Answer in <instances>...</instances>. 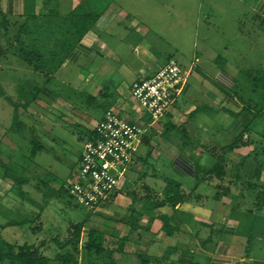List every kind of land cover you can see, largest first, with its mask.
I'll use <instances>...</instances> for the list:
<instances>
[{"label":"crops","instance_id":"0c3cea01","mask_svg":"<svg viewBox=\"0 0 264 264\" xmlns=\"http://www.w3.org/2000/svg\"><path fill=\"white\" fill-rule=\"evenodd\" d=\"M82 1H90L96 16L93 27L54 76L47 78L34 71L42 76L39 82L17 83L14 89L34 87L40 95L21 112L22 132L0 121V155L15 174L19 166H12L11 160L33 161L44 150L42 126L32 128L36 116L45 122L42 130L47 140L62 143L53 138L51 129L66 119L54 115L58 108L75 114L77 123L71 121L75 126L87 122L92 131L113 109L146 132L112 201L98 213L87 210L85 220L73 218L61 228L60 232H70L83 225L78 251L69 245L72 239L67 247L61 238L54 241L60 248L67 247L68 257L58 256L57 249H52L57 255L51 257L45 243L40 251L49 264H56L55 260L57 264H264V205L258 207L264 203V0L221 1L227 8L224 13L230 14L233 7L241 9L234 17L241 23L239 35L246 34L242 29L245 19L252 23L257 34L252 65L245 64L246 57L238 49L232 54L230 45L218 48L209 41L210 36L224 37L225 29L217 25L215 32L214 10L203 15V0H0V23L1 15L23 20L42 13L46 5L54 14L67 17ZM210 3L218 7L217 1ZM245 12L249 15L244 16ZM201 35L206 41L198 43ZM170 59L179 62L186 82L175 107L152 124L133 102L131 87L156 74ZM19 61L11 52L0 59V84H4L5 72L10 76L21 69ZM72 72L76 77L70 79ZM63 86L72 89L70 94L75 97L71 99L80 103L77 109L83 121L66 103L70 95H64ZM17 99L18 93L13 100ZM29 122L33 125L28 126ZM31 135L43 146L35 156L30 152ZM88 135L80 136L84 150ZM4 173L0 164V182L7 180ZM167 180L178 183L187 196L176 207L166 199ZM48 181L57 184L54 177ZM65 184L44 201L43 208L36 200L30 205L41 210L43 217L59 199H55L57 194L64 193ZM43 229L31 232L42 236ZM92 231L102 236L101 254L83 247ZM49 234L60 233L51 230Z\"/></svg>","mask_w":264,"mask_h":264},{"label":"rangeland","instance_id":"374dc122","mask_svg":"<svg viewBox=\"0 0 264 264\" xmlns=\"http://www.w3.org/2000/svg\"><path fill=\"white\" fill-rule=\"evenodd\" d=\"M203 1L204 2H202L201 7L202 14L205 15L213 9L214 19H212V22L214 23V25H216V28H213L217 33L218 26L222 25L225 29L224 35L227 38L224 39L225 36L216 37L214 35L208 38L209 41L212 42L215 46L219 45L218 48H220L222 45L224 47L225 45H230L232 54H235L238 49V52H241L244 57H246L245 64L249 63L250 65H252L256 58L255 50H257L255 49L257 43V34L253 31L252 23L244 18L245 22L242 23V29L246 31V34L244 37H242L241 35H239L241 23L239 22V20L237 21V19L234 18L240 15V8L238 9L233 7L230 14H228L223 12V10H226L227 8H223V6L221 5L222 0H215L218 2L217 8L212 7L210 0ZM53 11L54 10L52 9V7H48L46 5V8L42 13L31 16L33 18L32 21H34L35 18V21L39 26L43 23H48V25L51 23L50 26H58L60 20L62 18H65L66 16L54 14ZM246 15H249V13L245 12L244 16ZM2 22L3 20L1 21V23ZM22 22L23 21H17V23L20 24ZM1 23L0 29L3 28ZM14 23L16 22L12 21L9 27V37L11 38V40L15 38V33L18 30V27H16ZM47 26H45V28H47ZM200 26H202L203 28V21L200 23ZM3 32L4 31L0 30V53L8 50L7 47L9 46L10 42L8 41V38L6 39L5 37H3ZM44 37L47 39L50 38L48 36ZM200 38L198 39V43L206 41L204 40V35H201ZM51 46L52 44L48 45L49 48H51ZM19 63L20 65H23L21 66L22 71L19 67L18 71L13 72L14 75L11 73L10 76L5 72L3 74L4 84H0V89L5 91L6 94L12 99H16V94L18 93L17 90L14 89L17 87V83H21V85H33L34 83H36L37 81L39 82L42 79V76L36 74L34 70H32V68L27 66L25 63H23L22 61H19ZM1 72L2 71H0V73ZM75 73L76 72H72L69 78H75ZM63 88L65 90L64 95H70V98H66V103H68L70 107L76 109L75 113L79 114L78 119L83 121L84 117H82L81 111H78L77 109V104L80 105V103L76 102L78 101L77 99H75V101L71 99V97H73V99L75 97L70 94L72 89L70 88L68 90V87L65 86H63ZM91 103L95 104L94 100H92ZM48 104L53 105L54 103L48 101ZM40 113L44 114V111ZM54 115L57 118H59L60 116L66 117L64 122H62V126L54 125L51 128L52 130H54L53 138H58L62 141V143L54 145L53 140H47L46 133L43 131L44 120L41 119V116H36L37 119L35 120L34 125L32 124V122H29L28 126L33 125L32 128H35V130H39L41 128L39 124L42 126V128L40 129V133L42 135L43 141L45 142L44 150L33 161L24 163L20 159L21 162L15 163L17 160H11L12 166L13 164H17L19 166L17 167L18 169H16V173L13 175L16 176V178H23L25 182L13 183L12 179H10V174H12L11 171H8L9 178H7V180L5 181L0 182V196H4L5 194V196L7 195L8 197L7 199L0 198V235L2 236V238L5 239L6 242L8 241L7 243L15 241L14 244L16 245L17 242H20L22 244L21 246H32L35 250L37 249V247L42 248V244L45 243L46 246H50L48 249H46L48 251V254L53 258L56 257L57 253H55L52 249L60 250L58 256H65V254H67L66 252L69 240H71V238L73 237L71 231L69 232L68 230H66L64 232H60L62 230L61 228H63V226H65L66 223L70 222L73 218L77 221L85 220L89 217V213L87 209L77 205L75 201L70 197V195L66 194L65 192L63 194H57V197H55V199L59 198L62 203L58 204L59 199L55 200L52 207H48L46 209V216L43 215V217L41 214L42 212H40L41 210L37 209L34 206H31L30 203L32 200H36L38 202V205L41 204L39 206V208L41 209L44 207V201L45 203L46 201L48 202L50 200L49 197H52L53 192H55L53 193V195L55 196V194L59 192L61 188L60 186H62L64 182L66 183L65 185L67 187L71 185V173L75 174V171L77 170L76 168H78L81 164V157L84 153V138L81 139L80 136H83L87 133L91 134L92 131L87 122H82L79 127L75 126V124L71 121H75L77 123L76 116L72 112L68 111V109L64 110L63 108H58ZM53 120L55 119L53 118ZM0 121L5 127H11L13 125V108L2 96H0ZM46 130L50 132L49 127H47ZM77 132L80 134H77ZM31 139H35V135H31ZM1 162L4 165L9 164V162H7V159L4 161L2 157ZM8 170L12 169L8 168ZM51 177H54L57 180V184H53V182L48 181V179ZM44 180L47 182H45ZM12 191L14 193H12ZM69 202L71 206L69 205ZM62 206L67 207L66 209L60 208ZM42 221H44V223ZM7 225H10V227L4 228ZM42 225H44V229ZM36 227L39 229H36L38 231H41L43 229L42 236L39 235L41 232H38L37 234L33 233L35 232L34 229ZM51 230L54 233L59 232L60 234H57L58 236H50L49 231ZM13 234L15 236H13ZM24 235L25 237H23ZM55 238H61L60 240H63V244L67 247H63L65 249L60 248L61 245L54 241ZM31 243H33V245H31ZM46 249L44 251H46ZM54 262L57 264L58 260H55ZM60 262L61 261H59V263Z\"/></svg>","mask_w":264,"mask_h":264},{"label":"trees","instance_id":"16d2710c","mask_svg":"<svg viewBox=\"0 0 264 264\" xmlns=\"http://www.w3.org/2000/svg\"><path fill=\"white\" fill-rule=\"evenodd\" d=\"M1 17L3 20V28L0 30L4 31L3 37L6 39L8 38L10 42L7 47L8 50L0 53V59L6 57L11 52L36 73H40L47 78L54 76L58 72L65 63L70 52L89 33L96 20L95 13L91 10L90 1H82L67 17L60 20L58 26H50L51 23L48 25V23L44 24L43 22H41L43 24L39 26L35 18L34 21H32V17H26L23 20H12L4 15H1ZM12 21L16 22L14 25L18 27V30L15 33V38L11 40L9 37V27ZM17 21L23 22L20 24L17 23ZM45 26H47V28H45ZM44 36L50 38L47 39ZM50 44H52L51 48L48 47ZM9 49L12 50L9 52ZM17 92L18 99L15 101L1 89L0 96L4 97L13 108V125L11 130L14 132H22L24 124L21 121V112L26 111L32 103L38 101L40 90L34 87L22 86L17 89ZM88 137L89 140H93L96 137L95 130L91 131ZM31 144L30 152L33 156L37 155L43 149L41 142L37 138L32 139ZM0 164L3 169H5L3 179L9 178V170L6 165L2 164L1 155ZM10 177L16 180V183L25 182L23 178H16L13 174H10ZM167 183V201L173 207L182 204L187 199L185 192L178 183L172 180H167ZM62 191L69 194L66 185L62 187ZM263 205L264 203H261L258 207H262ZM7 227H10V225L4 228ZM37 227L34 229L35 232L37 231L36 229H38ZM82 228L83 225L79 224L71 231L73 235L71 238V246L75 253L79 249ZM83 247L86 251L90 252L95 250L97 254H101L103 251L102 236L96 232H90ZM73 255L70 254L69 256L72 257ZM62 257L65 258L68 256L65 255ZM0 264H49V259L44 256L39 247L35 250L32 246H19L13 243H7L0 235Z\"/></svg>","mask_w":264,"mask_h":264},{"label":"built area","instance_id":"2783aa9c","mask_svg":"<svg viewBox=\"0 0 264 264\" xmlns=\"http://www.w3.org/2000/svg\"><path fill=\"white\" fill-rule=\"evenodd\" d=\"M185 82V71L170 59L156 74L134 82L131 98L152 124H158L177 104ZM94 130L96 137L87 142L67 189L77 205L98 213L119 193L146 131L113 109Z\"/></svg>","mask_w":264,"mask_h":264}]
</instances>
